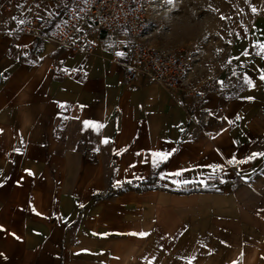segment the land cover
I'll use <instances>...</instances> for the list:
<instances>
[{
    "label": "crops",
    "instance_id": "crops-1",
    "mask_svg": "<svg viewBox=\"0 0 264 264\" xmlns=\"http://www.w3.org/2000/svg\"><path fill=\"white\" fill-rule=\"evenodd\" d=\"M59 8L0 0V264H264V158L247 160L264 152V6L192 81L199 100L128 83V50L7 38Z\"/></svg>",
    "mask_w": 264,
    "mask_h": 264
},
{
    "label": "built area",
    "instance_id": "built-area-1",
    "mask_svg": "<svg viewBox=\"0 0 264 264\" xmlns=\"http://www.w3.org/2000/svg\"><path fill=\"white\" fill-rule=\"evenodd\" d=\"M53 1L59 2L58 10L24 18V23L7 38L28 35L38 40L50 32L55 49L83 56L91 55L97 46L105 51L128 50L122 70L128 83L144 78L168 91L181 92L195 100L201 98L187 76L193 64L192 55L146 42L144 0H88L87 4L83 0ZM2 9L8 11L7 6Z\"/></svg>",
    "mask_w": 264,
    "mask_h": 264
},
{
    "label": "rangeland",
    "instance_id": "rangeland-1",
    "mask_svg": "<svg viewBox=\"0 0 264 264\" xmlns=\"http://www.w3.org/2000/svg\"><path fill=\"white\" fill-rule=\"evenodd\" d=\"M259 6H264V0H174L172 4L144 0L145 40L189 52L193 57L189 79L201 82L224 63L235 22L247 21L245 16L255 14ZM238 13L243 17L228 16Z\"/></svg>",
    "mask_w": 264,
    "mask_h": 264
},
{
    "label": "snow or ice",
    "instance_id": "snow-or-ice-1",
    "mask_svg": "<svg viewBox=\"0 0 264 264\" xmlns=\"http://www.w3.org/2000/svg\"><path fill=\"white\" fill-rule=\"evenodd\" d=\"M83 2H84L85 4H87V3H88V0H83ZM167 2H168L169 4H172V3L174 2V0H167ZM80 11H83V9H80ZM253 12H255V9H253ZM38 18H39V17H38ZM224 18H225V17H221V19H224ZM20 23L23 24L24 21H20ZM254 46H255V45H254ZM259 47H260V49H261V52L264 53V43L260 44ZM116 55H117L118 57H121V56H123V53H121V52H117ZM245 55H248V53L246 52ZM259 78H260L261 80H264V75H261ZM245 82H246V83H249V84L252 83L247 77H245ZM247 99H252V98L249 97V98H247ZM237 119H239L238 116H237ZM84 123H85V125L87 126L89 122H88V121H85ZM172 151H175V150L173 149ZM170 155H171V152H167V153L154 152V153H152V156H153V157H159V160H155V159L153 160V165H154V166H158V164H159L160 162L167 160V159L169 158ZM256 157H262V158H264V152H259V153H257V152H253V153L247 158V160H252V159H254V158H256ZM239 162H240V163H245V162H247V161H239ZM130 167H134V165H131ZM31 174H32V173L29 171V175H31ZM181 174H182L181 172H175V173H173L172 175L180 176ZM163 178H164V177H161V179H163ZM185 183H187V181H185ZM0 230H3V229H0ZM134 235H135V234H134ZM138 235L141 236V237H143L145 234H144V233H139ZM188 264H192L191 260H189Z\"/></svg>",
    "mask_w": 264,
    "mask_h": 264
}]
</instances>
